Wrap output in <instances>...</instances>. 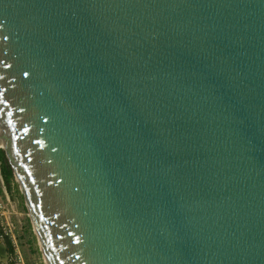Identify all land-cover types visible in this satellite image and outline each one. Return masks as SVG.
Returning a JSON list of instances; mask_svg holds the SVG:
<instances>
[{
  "label": "water",
  "instance_id": "1",
  "mask_svg": "<svg viewBox=\"0 0 264 264\" xmlns=\"http://www.w3.org/2000/svg\"><path fill=\"white\" fill-rule=\"evenodd\" d=\"M0 150L44 264H264V0H0Z\"/></svg>",
  "mask_w": 264,
  "mask_h": 264
},
{
  "label": "rangeland",
  "instance_id": "2",
  "mask_svg": "<svg viewBox=\"0 0 264 264\" xmlns=\"http://www.w3.org/2000/svg\"><path fill=\"white\" fill-rule=\"evenodd\" d=\"M1 168L2 164L0 162V176L8 195L10 206L8 207L7 214H4L6 209L3 208V213L0 215V223H2V227L6 232V236L0 238V243L4 246L3 255H0V264H11L9 263V259H12L14 256L19 257L23 264H44L13 176L11 174L9 181H5ZM6 216H8V220H6ZM4 238L9 239L13 249L12 252L5 245Z\"/></svg>",
  "mask_w": 264,
  "mask_h": 264
},
{
  "label": "trees",
  "instance_id": "3",
  "mask_svg": "<svg viewBox=\"0 0 264 264\" xmlns=\"http://www.w3.org/2000/svg\"><path fill=\"white\" fill-rule=\"evenodd\" d=\"M0 162L2 164L1 173H2L5 181H9V176L11 175V171H10V169L6 163V160L4 158V154L1 150H0ZM4 241H5V245L8 247L10 252H12L13 249H12V246H11L9 239L4 238Z\"/></svg>",
  "mask_w": 264,
  "mask_h": 264
},
{
  "label": "crops",
  "instance_id": "4",
  "mask_svg": "<svg viewBox=\"0 0 264 264\" xmlns=\"http://www.w3.org/2000/svg\"><path fill=\"white\" fill-rule=\"evenodd\" d=\"M0 175H1V174H0ZM0 197H1V201H2V203H3V208L6 209V212H4V214H7V212H8V207H9L10 205H9L8 195H7L6 191H5V188H4L3 183H2L1 176H0ZM7 217H8V216H6V220H8ZM0 225L3 226L2 223H0Z\"/></svg>",
  "mask_w": 264,
  "mask_h": 264
},
{
  "label": "built area",
  "instance_id": "5",
  "mask_svg": "<svg viewBox=\"0 0 264 264\" xmlns=\"http://www.w3.org/2000/svg\"><path fill=\"white\" fill-rule=\"evenodd\" d=\"M2 213H3V203H2L1 197H0V215H2ZM3 236H6V232L4 231L3 227L0 225V238H3ZM9 263H11V264H23V262L17 256H14L12 259L10 258Z\"/></svg>",
  "mask_w": 264,
  "mask_h": 264
}]
</instances>
